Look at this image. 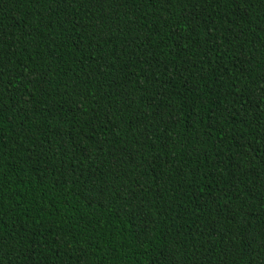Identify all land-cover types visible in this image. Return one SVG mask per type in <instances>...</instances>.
<instances>
[{"label":"trees","instance_id":"1","mask_svg":"<svg viewBox=\"0 0 264 264\" xmlns=\"http://www.w3.org/2000/svg\"><path fill=\"white\" fill-rule=\"evenodd\" d=\"M0 264H264V0H0Z\"/></svg>","mask_w":264,"mask_h":264}]
</instances>
